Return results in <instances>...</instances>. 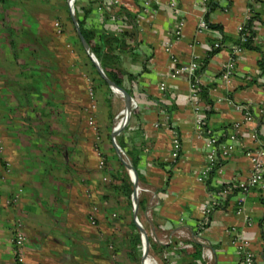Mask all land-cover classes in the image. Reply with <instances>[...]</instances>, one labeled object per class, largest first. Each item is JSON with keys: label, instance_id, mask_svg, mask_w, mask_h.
Here are the masks:
<instances>
[{"label": "crops", "instance_id": "0c3cea01", "mask_svg": "<svg viewBox=\"0 0 264 264\" xmlns=\"http://www.w3.org/2000/svg\"><path fill=\"white\" fill-rule=\"evenodd\" d=\"M7 1V24L20 21L22 27H18L16 34L28 36L29 26L36 24L30 25L26 9L29 3L38 5L40 0ZM207 1L151 0L144 8L143 0H121V5L136 15V32L125 36L128 48L117 50L116 54L125 71L123 85L136 100L137 109L116 138L128 159L126 152L136 157L137 169L143 176V182L138 183L150 191L142 214L147 221L149 212L151 229L159 230L169 239L200 242L204 264H243L242 252L236 246L240 241L247 243L257 264H264V174L245 194L241 205L236 194L227 199V195H217L218 191L208 190L198 180L207 161L203 136L196 129L190 78L187 73L170 76V54L188 63L193 57L205 58L212 45L220 43L198 75L199 83L209 87L212 100L207 124L214 133L229 135L233 123L240 121L244 113L237 106L246 107L254 119L241 125L226 154L220 152L222 164L212 185H234L246 179L251 166L244 153L264 142V124L258 114L264 100V63L263 68L259 65L261 60L264 62V0H212L215 4L212 9L207 8ZM107 2L79 0L81 7H93L87 21L100 31L101 24L109 25L110 31L116 26L114 18L108 20L111 25L99 16L101 5ZM171 2L176 3L175 8L170 6ZM54 4L57 13L65 6L58 0ZM249 13L256 18L255 48L241 47L244 41L241 27L248 23ZM63 17L60 15V20ZM205 18L210 24L220 25L221 30L207 28L197 33L199 21ZM180 24L181 35L176 38L174 33ZM121 30L129 28L123 26ZM30 35L42 33L35 31ZM43 36H47L45 31ZM168 45L170 49L166 51ZM31 47L41 52L37 63L29 61L30 49L26 46L19 60L12 58L10 48H3L4 59L0 63V89L4 87L0 109L8 121L3 156L10 169L5 183H0V198L18 195L13 207L0 203V264H19L13 259L10 241L14 224L11 221L15 218L21 219L26 234L22 247L26 264H109L102 243L99 242L100 256L96 261L94 241H75L74 218L65 217L61 221L60 215L72 210L71 207L66 210L69 190L72 206L78 188L82 185L86 188L103 172L97 169L94 134L101 152L111 163L118 157L111 141L114 119L108 108L113 105L121 108L124 100L92 81L97 111L94 125H88L84 109L88 104L86 86L92 67L86 55L78 52V61V56L73 57L75 60L64 65L57 59L59 54L54 48ZM230 58L234 59V70L228 80H222L220 72ZM174 134L180 142L176 158L171 156ZM210 201H215V208L205 222L201 210ZM73 208L76 213V205ZM165 254L174 262L179 259L176 248Z\"/></svg>", "mask_w": 264, "mask_h": 264}, {"label": "rangeland", "instance_id": "374dc122", "mask_svg": "<svg viewBox=\"0 0 264 264\" xmlns=\"http://www.w3.org/2000/svg\"><path fill=\"white\" fill-rule=\"evenodd\" d=\"M6 1L3 4L0 3V50H1L0 51V63L2 62V59H4L3 58L4 56L3 48L5 47L10 48V51H11L10 42L13 39H17V41L19 42L20 48L19 50L18 49L17 50L18 52H21V53L23 51V45L26 46L28 43H32L34 47L36 48H47V47L49 49L51 47L54 48L55 53L59 54V57L57 59L64 65L67 64V62H70V60L71 62L75 60L74 58L75 57L77 58V56H78L77 58V61H78L80 58L78 55V52H80L82 55H86L90 59V57L87 55L83 46L81 45L83 48L82 49L77 42L78 35L76 36L77 32L75 33L73 29V26L75 27V25H74V22L71 16V12L69 10V0H58L61 3H63V5H65L61 7L60 13H57V10H56L57 8L55 7V4H54L56 0H40L38 5L36 4L31 5V3H29L27 6L28 8L26 9L30 15L28 16L29 23L30 25L31 24L32 25L36 24V25L34 27L29 26L31 28L27 27L29 28L28 33L31 34L36 31V32L42 33V35L33 36V35L28 34V36L26 35L22 37L16 34V30L19 29L18 27H22V23H20L19 21V22H15L16 24L15 23L7 24L5 20L6 9H7ZM32 1L36 2L34 0ZM74 2H73V5H74ZM9 14L11 15L12 13H9ZM60 15L64 16L63 20H60L59 18ZM73 15L75 16L74 11H73ZM16 17L17 18L19 17V12H16ZM11 28L14 29L12 32L14 35L11 34L10 32ZM44 31L48 37L43 36ZM45 51H47V49H45ZM70 52H72L73 55L75 56H72ZM43 55L47 57V55L45 54ZM88 75L90 79L97 78V75L95 74V71L93 69ZM97 82L98 84L103 85L104 87L107 88V86L100 83V81H97ZM87 83L88 85L86 86V93L88 94V101H87L88 104H87V108L84 109V112H85V115L88 121V125L93 126L94 121H95L96 111H97V105H96L95 95L93 91V85H92L93 82L90 81ZM2 90H4V87L2 88ZM2 90L0 91L1 95H3ZM110 90L112 91V93H115L116 95H119L120 97H122L120 94L116 93L111 88ZM0 107H1V104H0ZM124 108H125V103H124V106L121 108H118V105H113L111 109L108 108V112H110L111 114V119H114L112 129H113L114 124L116 123L115 121L117 117H119L118 122L122 118L123 113H124L123 111ZM1 109L3 108L1 107ZM1 109H0V160H2L3 162L5 161L4 156H3L5 152L4 150L5 149V142H4L5 124L8 121L5 120V117L3 116ZM113 112H116L115 115L112 114ZM121 112L122 114H120ZM127 124L125 125V127L127 126ZM115 126L117 127V124ZM117 135H115V138H112L111 136V141L113 144L115 143L117 145L120 152H117L115 150L118 157H115V159L111 163V161L108 160V158L105 157V155L101 152L100 146L98 145L99 142H97L98 139L96 138V135L94 134V138H95L94 141L96 142L94 143L93 148H94V154L96 157L97 169H99L100 171L103 170V172L99 173V175L95 177L96 179H94L91 184H88L86 188H84L83 185L78 188L76 203L74 204L76 205V213L74 212L73 202H72V206H70L69 204V200H70L69 195H71V191L69 190V192L67 193L68 200H67L66 210L68 211L71 208L72 210L69 214L68 212L61 214L60 220L62 218L65 219V217L74 218L73 222L76 223L74 225L77 228L76 230L77 235L74 237V240L75 241H94L93 255L94 257H96L94 259L96 261H99V258H98L100 256L99 242H101L103 246H106L105 248L107 250L109 261H110L109 264H137L136 262L130 260V258L127 256V250H128L127 244H128L130 235L132 233L131 221H133L136 227V231L140 235L141 252L142 254L143 253L145 254V259L142 258V254H141V260L143 264L147 258L150 259L149 264H153L152 261L154 262V264H176L177 261L174 262L173 260H169V258H167L169 257V255L168 256L167 254L158 255L154 251V249L152 250L151 248L152 242L157 243V244H160V243L167 244L161 241L164 239V236H163L164 233L154 228L151 229L149 227V224H148V221L150 219L149 212L147 213V216H146L147 221H146V219L144 218L142 214V211L139 210V206L137 205L135 207V205L133 204L132 198H131L132 193L130 195L131 205H128L127 199L120 194V191L118 188V185L120 184V182L114 178L111 179V174L114 173L116 170L120 169L121 164L127 170V168L124 165V161L130 163L129 159L126 157V155L124 154L122 149L119 147L118 143L116 142V139L118 140V137L116 138ZM127 172L132 182L131 174L129 173L128 170ZM7 175L8 173H6L4 168L0 166V183H5ZM138 186L142 187L139 183H138ZM141 193H143L148 198L150 197L149 191H140V193H138L137 195L138 199ZM60 194L67 195L62 192ZM11 199L13 200V203L11 202ZM17 201H18V195H15L12 198H5V199L3 197L0 198V203L2 204V206L3 207L7 206L8 208L9 206L13 207ZM152 201L153 200H151V202ZM134 209L136 211V216H137L136 220H134L133 218ZM11 215L12 214L10 215L6 214V216H9V217ZM15 220L16 218L12 220L11 222L22 223L21 219H18L16 221ZM70 224L72 225L71 222ZM138 224L141 225V227L144 229V233L146 236V241H144V243L142 241V236H141V232L138 227ZM173 239L175 238H172V239L170 238L168 243H171ZM12 256H13V253H12ZM166 258L168 262H166ZM13 259H14V256H13Z\"/></svg>", "mask_w": 264, "mask_h": 264}, {"label": "trees", "instance_id": "16d2710c", "mask_svg": "<svg viewBox=\"0 0 264 264\" xmlns=\"http://www.w3.org/2000/svg\"><path fill=\"white\" fill-rule=\"evenodd\" d=\"M6 0H0V3L3 4L5 3ZM207 8L212 9L215 4L212 2V0L207 1ZM101 11L99 12V16H103V19L107 22L111 18H114L116 21H114V24L116 26L114 27L115 30H109L111 27L105 26L103 24L102 28L103 30L100 31L96 25L90 24L87 21V18L94 12L92 6H87V7H81L79 5V0H75L74 2V12H75V18L78 23V27L80 29V32L82 36L84 37L87 45L89 46L91 52L93 53L94 57L96 58L100 68L104 72V74L111 80L113 81L116 85L122 87L125 89L123 85V76L125 74V71L122 69V67L119 64L118 61V55L116 54L117 50L119 51H124L126 48H128L127 43L125 41V36L128 35H134L136 32V15L132 14L129 12L127 9H125L121 3L115 4V5H107L103 4L101 5ZM117 19L119 21H117ZM204 21L207 24V28L209 29H214V30H221L220 25H213L210 24L207 21V18L204 19ZM256 21L255 17H251L246 24L245 28L248 30V34L245 35L244 41L241 43V47L243 48H255L254 41H255V33H254V23ZM9 24V23H8ZM108 24H111L110 22ZM112 25V24H111ZM126 26L129 28V30L126 31H120L119 30L123 27ZM118 27V28H117ZM74 32L76 33L75 27L73 26ZM14 29H10L11 34H13ZM14 35V34H13ZM77 36V34H76ZM31 40V39H30ZM31 42V41H30ZM33 42V41H32ZM77 42L81 46L80 40L77 36ZM11 46V55L14 60H19V57L21 56V52H18L20 48V44L17 41V39H13L10 42ZM31 46H34L32 43H28L26 45V48H29V56L28 59L31 62L37 63L38 59H40V54L41 52L38 49H32ZM214 44L211 47V50L208 52V56L205 58H202L200 60H196L197 62V67L195 69V74L198 76L201 72L204 71L208 58L213 55L218 48L213 47ZM24 47V45H23ZM18 49V50H17ZM83 49V48H82ZM84 52V51H83ZM87 57V56H86ZM89 60L92 69L95 71V74L97 75V78H92V80L89 78L90 81L97 82L100 81V83L104 84L107 86V90L110 92V88L108 87L106 81L102 79L98 71L96 69L95 64L87 57ZM46 60V58H45ZM263 61L261 60L259 62L260 67L263 68ZM191 82L194 84V88L196 91V94L202 101L204 105V124H203V130H204V135H210L213 134L214 131L210 130L207 120L209 114L212 112V100L209 96V87L201 85L198 82H194L193 78H191ZM127 91V89H125ZM129 92V91H127ZM84 109V108H83ZM137 108L133 109L132 112H134ZM261 123L264 122V116L260 117ZM118 123V122H117ZM219 135V142H222L225 140V138L228 136L226 132H221L220 134L215 133ZM46 136V135H45ZM47 137V136H46ZM47 140V138H45ZM117 143L121 146L119 143V140H117ZM127 156L129 157V162L131 165L134 167V169L137 172V177L140 182H143V176L137 169V159L134 155L131 154V152H126ZM221 156V153H217V158L212 164L211 168L209 169L207 176L205 178L204 183L206 184L208 190L212 192H217V191H222L226 187H230L233 185H220L219 187H215L212 185V179L222 164V160L219 159ZM164 166V164H162ZM0 166L4 168L5 172L9 174V166L6 161L0 160ZM114 178L120 182L118 185L120 194L124 196L127 201L128 205H131V198L130 195L133 190V184L130 180V177L128 175L127 170L122 166L121 168L116 170L114 173L111 174V179ZM236 194V189H233L232 192L227 194V199ZM11 202L13 203V200L11 199ZM225 201L220 203L219 205H215V207L221 206ZM226 204V203H225ZM148 205V198L141 193L138 199V206L139 210L142 212L146 209ZM214 207V208H215ZM14 225H12L11 229V235L10 239L13 236L14 233ZM131 227H132V233L130 235L129 241H128V250H127V256L130 258V260L136 262L137 264H142L141 263V239L139 233L136 231V227L134 225V222L131 221ZM150 240V239H149ZM151 241V240H150ZM152 250L158 254V255H165V252L169 249L176 248L177 253L179 254V259L176 264H204V260L202 259L201 256V250H202V244L196 240H182V239H173L171 243L167 244H157L152 242ZM104 253H107L106 246H103ZM108 254V253H107ZM150 262V259L148 260ZM166 262L167 258H166ZM146 263V260L144 261V264Z\"/></svg>", "mask_w": 264, "mask_h": 264}, {"label": "built area", "instance_id": "2783aa9c", "mask_svg": "<svg viewBox=\"0 0 264 264\" xmlns=\"http://www.w3.org/2000/svg\"><path fill=\"white\" fill-rule=\"evenodd\" d=\"M150 1L151 0H143L144 8L150 4ZM120 2H121V0H108L107 5H115V4H119ZM170 6L175 8L176 3L171 2ZM250 18H251V13H249V19ZM117 21H119V20H117ZM245 26L241 27L243 39H245V35L248 34V30L245 28ZM205 29H207V24L204 21V19H202L199 21V23L197 25L196 32L201 33ZM174 34H175L176 38L180 37V35H181V24L176 28ZM219 46H220V43L215 42L213 47L218 48ZM169 49H170V46L168 45L165 48V50L169 51ZM194 58L195 57H193V59L188 63H182L178 60V58L175 55L170 54V62H171L170 76L171 77H178L182 73H187V75H189V78H190V83H191V87H192L191 88L192 89L191 99H192L193 109H194L195 114H196V121H195L196 129H197V133L199 135L203 136V147H204L205 152H206V154H205L206 155V161H207L206 166L204 169H202L200 171L199 176H198V180L201 182H204L209 169L211 168L212 164L214 163V161L217 158V153L221 152L223 154H226V152L229 148L228 144L236 141V133L240 129L241 125H243L245 123L252 122L254 117H253L252 113L246 107L237 106L238 109L243 108V110H244L242 119L240 121H236L233 123V126H232L233 131H232V133H230L225 138L224 141L219 142V135H217L215 133L210 134V135H204L203 124H204L205 114L203 111H204L205 107H204L202 101L200 100V98L198 97V95L196 94L194 84L191 82V78H193L194 82L199 83V81H198L199 76H197L194 73L195 69L197 67V62ZM232 70H234V59L230 58L227 61V63L224 65L222 71L220 72L219 78H221L222 80H228L231 73H232ZM160 88L162 89L163 86L161 85ZM130 105H131V110L133 111V109H135L137 107L136 100H134L132 98ZM122 112L120 114H122ZM258 114L260 117L264 116V100L260 103V106L258 108ZM118 118L119 117H117V119ZM262 123L264 124V122H262ZM117 127L114 124L113 129H115ZM179 151H180V142H179L178 136L174 134L172 137V141H171V156H172V158H176L179 155ZM244 154H245V157L247 158V160L249 161L250 166H251L250 175L246 179L238 181L233 186L226 187L222 191H218V193H217V195H227L228 193L232 192L233 189H236V195H237V200H238L239 205H241V203L243 202L245 194L251 188L255 187L263 178V174H264V142L260 146L255 147L254 149H249V150L245 151ZM140 191H149V189L145 188V187L138 186L137 195H138V193H140ZM131 198H132V195H131ZM214 205H215V201H210L209 203H205L202 206L201 212L205 217L203 219L205 222L207 220V216L212 212ZM13 229H14V233H13V236L11 237L10 241L13 245L12 253H13L14 259L19 264H26L24 257H23V254H22V247L26 242V236L22 230V224L16 222ZM161 241H163V243H168V241H169L168 235H164V239ZM236 246L242 252V263L243 264H257L256 258L254 256L253 252L247 247V243L245 241L238 242V244Z\"/></svg>", "mask_w": 264, "mask_h": 264}, {"label": "water", "instance_id": "95a60500", "mask_svg": "<svg viewBox=\"0 0 264 264\" xmlns=\"http://www.w3.org/2000/svg\"><path fill=\"white\" fill-rule=\"evenodd\" d=\"M73 2H74V0H70L69 1V10L71 12V16H72V19H73V22H74V25H75V29H76V32H77V35L79 37L81 45L85 49L87 55L90 57L91 61L95 64L96 69L99 72L100 76L106 81V83L109 85V87L113 91L117 92L118 94H120L123 97V100H124V103H125V108H124V110H126L125 119H124L123 123H121L117 128L112 129V131H111L112 138H115V135H117L121 130L124 129L125 125L127 124V122L130 119V115H131V112H132L130 102H131L132 97L124 88L116 85L113 81H111L104 74L102 69L100 68L96 58L94 57L93 53L91 52L89 46L87 45V43H86V41L84 39V37L82 36V34L80 32V29L78 27V23L76 21V18L73 15V11H74ZM113 146H114V149L117 152H120L119 148L117 147V145L115 143L113 144ZM124 165H125V167L127 168V170L129 171V173L131 174V177H132V182H133L132 202H133V204L136 207L138 205V196H137L138 177H137V173H136V170L134 169V167L130 163L124 161ZM133 218H134V220L137 219L135 209L133 211ZM138 227L140 229L141 236H142V241L144 243V241H146V236H145V233H144V229L139 224H138ZM142 258L145 259V254L144 253L142 254ZM141 263L143 264L142 260H141Z\"/></svg>", "mask_w": 264, "mask_h": 264}, {"label": "bare ground", "instance_id": "6f19581e", "mask_svg": "<svg viewBox=\"0 0 264 264\" xmlns=\"http://www.w3.org/2000/svg\"><path fill=\"white\" fill-rule=\"evenodd\" d=\"M117 93V92H116ZM125 115H126V110H124V113H123V116L122 118L120 119V121L118 122L119 118L115 121V125L117 124V126H119V124L123 123L124 119H125ZM118 122V123H117ZM148 258L146 259V263L145 264H149L148 262ZM152 263L154 264V262L152 261Z\"/></svg>", "mask_w": 264, "mask_h": 264}]
</instances>
